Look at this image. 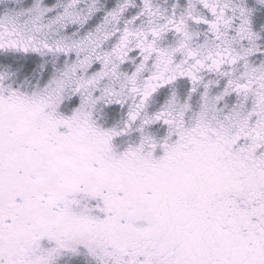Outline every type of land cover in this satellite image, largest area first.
Here are the masks:
<instances>
[{"label": "snow or ice", "instance_id": "1", "mask_svg": "<svg viewBox=\"0 0 264 264\" xmlns=\"http://www.w3.org/2000/svg\"><path fill=\"white\" fill-rule=\"evenodd\" d=\"M0 264H264V0H0Z\"/></svg>", "mask_w": 264, "mask_h": 264}]
</instances>
